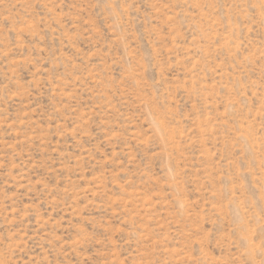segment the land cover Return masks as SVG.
<instances>
[{
	"label": "rangeland",
	"instance_id": "obj_1",
	"mask_svg": "<svg viewBox=\"0 0 264 264\" xmlns=\"http://www.w3.org/2000/svg\"><path fill=\"white\" fill-rule=\"evenodd\" d=\"M0 264H264V0H0Z\"/></svg>",
	"mask_w": 264,
	"mask_h": 264
}]
</instances>
